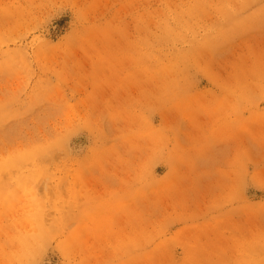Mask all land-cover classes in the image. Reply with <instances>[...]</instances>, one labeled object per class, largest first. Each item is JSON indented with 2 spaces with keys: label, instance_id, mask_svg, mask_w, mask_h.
Masks as SVG:
<instances>
[{
  "label": "rangeland",
  "instance_id": "1",
  "mask_svg": "<svg viewBox=\"0 0 264 264\" xmlns=\"http://www.w3.org/2000/svg\"><path fill=\"white\" fill-rule=\"evenodd\" d=\"M0 264H264V0H0Z\"/></svg>",
  "mask_w": 264,
  "mask_h": 264
}]
</instances>
